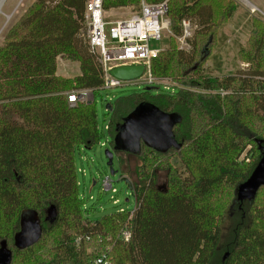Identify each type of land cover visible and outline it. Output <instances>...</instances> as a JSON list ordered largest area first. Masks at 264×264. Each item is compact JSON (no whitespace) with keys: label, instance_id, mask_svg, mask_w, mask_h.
Masks as SVG:
<instances>
[{"label":"trees","instance_id":"16d2710c","mask_svg":"<svg viewBox=\"0 0 264 264\" xmlns=\"http://www.w3.org/2000/svg\"><path fill=\"white\" fill-rule=\"evenodd\" d=\"M84 2L35 0L0 46V244L11 251L10 264H92L101 252L111 264H264V185L253 196L239 191L264 151V21L251 17L237 51L247 69L211 77L203 74L204 63L234 1H168L173 35L180 34L182 19L195 25L189 50L169 36L150 61L151 75L175 87L149 85L109 102L106 130L113 149L116 126L148 103L179 115L172 133L180 146L158 152L142 144L137 154L122 152L139 158L130 184L134 209L89 219L75 153L104 132L94 101H67V93H94L103 84L83 34ZM138 2L111 0L104 7ZM58 58L77 62L79 73L58 75ZM248 146L245 162L240 156ZM161 173L165 181L158 185ZM49 207L55 209L52 221L46 220ZM26 210L37 213L41 234L19 249L14 235Z\"/></svg>","mask_w":264,"mask_h":264},{"label":"rangeland","instance_id":"374dc122","mask_svg":"<svg viewBox=\"0 0 264 264\" xmlns=\"http://www.w3.org/2000/svg\"><path fill=\"white\" fill-rule=\"evenodd\" d=\"M35 0H4L0 12V46L8 30L23 16L28 7ZM235 11L226 23H221L216 30L215 39L211 46V52L204 63L203 74L214 77L232 74L237 70L247 69V64L242 63L237 57V51L244 45L251 24V14L240 0H233ZM258 8L253 16L264 21V0H244ZM247 9V11H246ZM136 13V8H110L106 12L107 19L115 20ZM167 31H163L161 39L151 42L159 49L167 47L169 41ZM177 45V43H176ZM203 45V44H202ZM57 60V73L66 77H73L78 72V63L68 60ZM145 87L139 80L123 81L121 86L113 88H101L94 93L88 92V101H94L97 114L98 128L104 132L100 139L91 148H82L75 153V165L77 168V179L79 184V196L83 199L82 209L89 219H98L103 215L115 213L121 210L132 211L135 206V198L127 184L122 181L125 177L134 184L137 180L135 169L139 165V158L127 153H117L110 144L111 135L106 126L111 119L107 113L106 105L114 102L117 98H124L130 95L141 93ZM162 88L160 87V90ZM163 90V89H162ZM159 89L153 90L156 93ZM68 95V93H67ZM70 95V94H69ZM102 144V145H101ZM249 146L241 154L240 160L245 162L250 159ZM112 152L111 164L105 151ZM121 160V169L119 159ZM84 170L83 174L81 170ZM109 178L116 193L103 191L101 183L104 178ZM164 175L161 173L158 178V185L164 183ZM133 186V185H131ZM91 196V198H89ZM113 200H118L114 203ZM88 210H85V209Z\"/></svg>","mask_w":264,"mask_h":264},{"label":"built area","instance_id":"2783aa9c","mask_svg":"<svg viewBox=\"0 0 264 264\" xmlns=\"http://www.w3.org/2000/svg\"><path fill=\"white\" fill-rule=\"evenodd\" d=\"M111 0H85L84 2V26L83 34L91 52L95 54L102 68V88H113L121 86L123 81L114 78L110 71L119 66L142 65L143 72L135 80H139L145 86L161 85L165 90H172L175 84L167 79H157L150 73V61L162 49L156 48L151 42L161 39L163 31H167L168 36H173L177 47L181 50H189L190 42L195 25L188 19L180 22L181 32L173 35L170 30V22L167 18L169 0H158L147 2L139 0L136 6V13H132L120 19H107L104 4ZM247 5L251 14L257 9L240 0ZM125 8V7H116ZM264 54V47L262 48ZM246 66V65H245ZM91 90L72 91L67 95V101L74 104L77 101L87 100L86 95ZM102 145V144H101ZM84 174L85 171L82 169ZM103 191L116 193V188L112 187L109 178H104L101 183ZM91 198V196L89 197ZM118 203V200H113ZM130 238L129 232H124V239ZM78 241V238H76ZM92 264H111L106 254H98Z\"/></svg>","mask_w":264,"mask_h":264},{"label":"water","instance_id":"95a60500","mask_svg":"<svg viewBox=\"0 0 264 264\" xmlns=\"http://www.w3.org/2000/svg\"><path fill=\"white\" fill-rule=\"evenodd\" d=\"M1 1V0H0ZM142 65L119 66L112 68L110 74L122 81L137 79L143 72ZM180 121L178 114L163 113L151 104L140 103L116 126L114 137V151L137 154L141 145H145L158 152H166L170 147L178 148L180 144L175 140L172 128ZM108 164L112 161V152L105 151ZM131 189L129 180L122 178ZM260 185H264V151L254 168L250 178L240 186L241 195L253 196ZM55 209L49 207L46 211V220L52 221ZM41 234V225L35 211H23L20 216V230L14 235V245L23 249L34 244ZM227 256L224 253L223 259ZM11 251L6 248L5 242L0 244V264H10Z\"/></svg>","mask_w":264,"mask_h":264},{"label":"crops","instance_id":"0c3cea01","mask_svg":"<svg viewBox=\"0 0 264 264\" xmlns=\"http://www.w3.org/2000/svg\"><path fill=\"white\" fill-rule=\"evenodd\" d=\"M245 2H247V1H245ZM248 4H250V5H252V6H254L253 4H251V3H249L248 2ZM244 5V4H243ZM246 8H247V5H244ZM257 10H258V8L256 7V6H254ZM248 9V8H247ZM247 9H246V11H247ZM235 11V10H234ZM249 12V11H248ZM250 13V12H249ZM233 14V13H232ZM251 14V13H250ZM232 16V15H231ZM230 16V17H231ZM251 17H253V14H251ZM255 17V16H254ZM230 19V18H229ZM228 19V20H229ZM60 60H62V58L60 59ZM64 60H66V59H64ZM69 61V60H68ZM56 72H57V69H56ZM78 73H79V66H78V71H77ZM58 74V73H57ZM59 75V74H58ZM62 76V75H61ZM64 77H66V76H64Z\"/></svg>","mask_w":264,"mask_h":264},{"label":"bare ground","instance_id":"6f19581e","mask_svg":"<svg viewBox=\"0 0 264 264\" xmlns=\"http://www.w3.org/2000/svg\"><path fill=\"white\" fill-rule=\"evenodd\" d=\"M3 2H4V0L0 1V12H1V7H2Z\"/></svg>","mask_w":264,"mask_h":264}]
</instances>
